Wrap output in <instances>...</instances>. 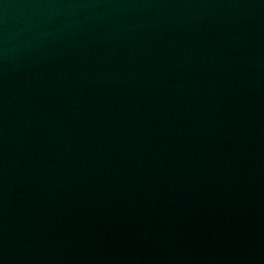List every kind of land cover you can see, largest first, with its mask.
Wrapping results in <instances>:
<instances>
[{"label":"water","instance_id":"obj_1","mask_svg":"<svg viewBox=\"0 0 264 264\" xmlns=\"http://www.w3.org/2000/svg\"><path fill=\"white\" fill-rule=\"evenodd\" d=\"M0 264H264V0H0Z\"/></svg>","mask_w":264,"mask_h":264}]
</instances>
